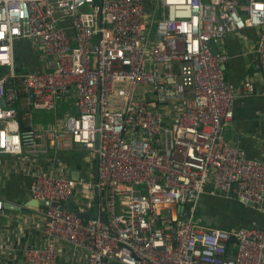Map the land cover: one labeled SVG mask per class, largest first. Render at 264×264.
Here are the masks:
<instances>
[{"label":"built area","instance_id":"built-area-1","mask_svg":"<svg viewBox=\"0 0 264 264\" xmlns=\"http://www.w3.org/2000/svg\"><path fill=\"white\" fill-rule=\"evenodd\" d=\"M149 1L0 0V154L79 144L98 155L97 181L34 168L33 199L63 205L74 193L85 212L98 191L99 212L84 221L40 208L42 241L24 249L21 264H60L62 245L86 264H264V229L209 228L196 218L204 194L228 198L231 188L264 209V158L225 139L236 88L224 70L227 37L255 28L264 81V1L153 0V11ZM20 40L36 43L52 70L18 74ZM68 97L77 115L36 126V113H56ZM0 217L17 219L1 198Z\"/></svg>","mask_w":264,"mask_h":264},{"label":"crops","instance_id":"crops-1","mask_svg":"<svg viewBox=\"0 0 264 264\" xmlns=\"http://www.w3.org/2000/svg\"><path fill=\"white\" fill-rule=\"evenodd\" d=\"M258 40L259 30L251 27L230 34L225 40L230 59L224 66L226 79L236 88L234 116L226 127L225 139L228 144L243 149L250 159L256 160L264 158V81L254 60ZM14 48L18 70L24 71L27 67L29 72L52 70L53 66L36 43L20 40ZM248 81L252 84L251 92L244 89V83ZM77 112L74 97H68L59 103L56 113H36L34 121L38 128L48 129L62 119L77 115ZM95 164V154L79 144L35 157L0 154V198L7 203L8 212L17 217L16 220L0 217V264H21L24 249L42 241L40 207L29 205L33 199L29 186L34 168L91 182L96 177ZM209 189L210 185L206 191ZM196 218L209 228L230 231L253 226L264 229V209L221 195L204 194L197 205ZM60 264H86L85 254L62 245ZM109 264L122 263L110 261Z\"/></svg>","mask_w":264,"mask_h":264},{"label":"water","instance_id":"water-1","mask_svg":"<svg viewBox=\"0 0 264 264\" xmlns=\"http://www.w3.org/2000/svg\"><path fill=\"white\" fill-rule=\"evenodd\" d=\"M244 18L246 19V16H244ZM212 50L213 54H217V49L214 46L213 43L209 44ZM29 98L30 101L33 100V96H32V92H29ZM2 106H4V103L1 102L0 103ZM97 125H98V120H97ZM99 145V139H98V135H96V148H98ZM95 159H96V164H95V168H96V177H95V181H97V176H98V155H95ZM75 180H77L78 178H73ZM229 196L235 199H239L240 201H242L243 203L246 204H250L246 201H244L243 199H240L238 197V195L236 193H232V188L229 192ZM30 207L33 208H57L59 211H70V212H74L79 218H81L84 221H89L91 219H96L98 217V212H99V201H98V191L95 192V200H94V206H93V210L92 211H81L78 208V205L75 201V195L74 193L70 196L69 200L64 203L63 205L60 204V202L58 201H46V200H42V201H37L35 199H32L30 202ZM7 203H6V207H7ZM8 208V207H7ZM26 211V210H25ZM101 217L104 219V222L106 225L109 224V220H108V215L106 212H101Z\"/></svg>","mask_w":264,"mask_h":264},{"label":"rangeland","instance_id":"rangeland-1","mask_svg":"<svg viewBox=\"0 0 264 264\" xmlns=\"http://www.w3.org/2000/svg\"><path fill=\"white\" fill-rule=\"evenodd\" d=\"M153 0H150V7L152 9V11L155 9V6H156V3H153L152 2ZM28 68V67H27ZM27 68H25L24 71H21V70H18V74H25V73H28L29 71L27 70Z\"/></svg>","mask_w":264,"mask_h":264},{"label":"trees","instance_id":"trees-1","mask_svg":"<svg viewBox=\"0 0 264 264\" xmlns=\"http://www.w3.org/2000/svg\"><path fill=\"white\" fill-rule=\"evenodd\" d=\"M3 72H4V70H0V74L3 73Z\"/></svg>","mask_w":264,"mask_h":264}]
</instances>
